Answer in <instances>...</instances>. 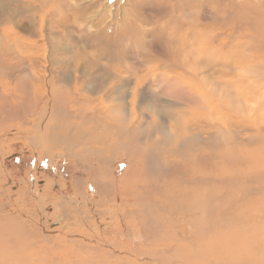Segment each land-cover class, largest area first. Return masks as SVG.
<instances>
[{
    "label": "rangeland",
    "instance_id": "rangeland-1",
    "mask_svg": "<svg viewBox=\"0 0 264 264\" xmlns=\"http://www.w3.org/2000/svg\"><path fill=\"white\" fill-rule=\"evenodd\" d=\"M1 1H3L8 8L12 10L17 9V0ZM49 1L53 3L52 0ZM77 1L78 5L73 6L70 5L68 0L63 1L64 3L62 2L59 6V11H61L67 18L75 15L80 22L83 20L88 24L92 23L94 26L92 25L91 28H88L82 33L77 30L80 26L77 25V27L75 24V27L73 26L72 28L65 30L56 28L52 23L48 24V27L45 26V31L47 35L49 33V37L52 38L55 43V48H52V50L59 47L68 48L70 45L69 53L67 55L60 54V56H58L59 62L63 59L72 63H77L80 60L89 62V64L84 65V69L90 68L91 66H99L101 69H104L105 67L102 68L100 65L110 64L113 69H115L114 72L111 73H115L116 76L125 73L123 76H125L127 82L130 81L129 84L134 85L137 83L136 87H133V91L137 89L135 94L136 99L133 104L129 106V108L134 107L132 110H129L128 114V119L132 123H136L140 116L142 118L144 117L143 123L145 121H150L153 118L160 119V117L164 116L168 110V101L176 103V114L179 115L183 112L182 116L186 118L187 124H195L194 126H197L198 129H201L204 132H214V130L217 129L220 133V138L218 139L219 142L223 141V139H221V130L225 126L233 127L234 125L246 127L251 124V120H253L254 117H261L259 119L264 123V108H259L255 114H249L247 110H244L239 113L230 114V117H228L226 121L223 118L219 119L217 115H221V112L220 114L216 113L219 109H215V111L214 108H212L213 106L208 107L205 105L204 103L206 101L204 102V97H201L203 94L200 92L201 85L208 83L210 86L213 84L216 85L219 90L223 87L225 90L224 93L238 96L242 103L248 100L249 107H252L255 104L254 101L259 99L258 91L264 88V48L260 45L257 46L254 41L250 42L249 40L252 38H264V15H262V13L264 14V7H262V9L261 6H259L261 5L262 0ZM249 6L251 10H249ZM47 9L48 7L46 10ZM260 10H263V12H260ZM222 12L225 14L217 16L218 14H222ZM245 14H247V16ZM224 15H227V17L224 18ZM31 16L34 19L38 18V16H34L33 14H31ZM221 17L223 19H221ZM248 17L249 19H247ZM49 18L50 16L47 17V19ZM29 20L30 18L28 17L20 19V21H23L22 25H26ZM212 20L215 23H213ZM216 24L219 25L216 26ZM223 24L227 25L223 26ZM234 25L238 26V28ZM14 26L7 25L4 27V30L9 32V28L11 27V30L15 29L16 31H19L17 26L16 28ZM30 30L32 31V29ZM30 30L28 31L30 32ZM89 30L92 32L94 30L93 33H95V37L97 36L96 42L90 40L87 42L85 40V36L89 33ZM205 30H207V32ZM257 31L259 33L260 31L262 32L261 34H258ZM20 32L21 34L28 36L27 33ZM205 36L206 38H204ZM36 37H38V34ZM213 42L214 45H212ZM241 45L245 47L241 48ZM210 46H212L213 49ZM207 47L209 48L208 50L206 49ZM178 48H180L181 51L177 52L176 49ZM183 48L185 51H183ZM49 49L50 48L44 50L43 41L38 40L36 46L33 48V52L35 56L39 57L45 51L48 56ZM206 50L212 52L205 53L207 52ZM195 52L198 54H195ZM189 53H192L195 56L192 54L191 56ZM210 53L213 54L210 55ZM214 54H216V56ZM74 55L77 56L75 59ZM188 55L191 56L190 64H187L186 61L183 60L184 62L182 63L186 64L185 67L181 66L183 69L178 67L177 64L180 62V59L182 60L183 56ZM194 57H197V59H194ZM207 57L210 59H207ZM78 58H80V60H78ZM199 63L203 68L200 67ZM191 64L195 67L196 65L198 66L195 68ZM190 67H193L194 69ZM156 68H158L159 73L154 72V69ZM68 69L72 68L69 67ZM186 69L187 71H185ZM196 69H199L201 72ZM168 71H174V73L171 74L175 77H180L179 80L182 81L180 83L181 85H185L183 89L187 92V95L178 94L179 96L177 98L173 95L167 96L163 94L165 97L162 95V93H164L162 78L163 76H167L166 74L164 75V73H168ZM100 72V76H102L101 78L106 76L102 71ZM67 73L68 72H66V74ZM240 73L242 75H240ZM129 75L131 80H129L130 78H127ZM158 76H161V78ZM186 79L188 81H186ZM98 80L100 81V79ZM160 80L161 82H159ZM216 80H218V82ZM9 84L10 85H5V87L8 89L12 88L11 90L14 91L15 86H13V82ZM221 84H223V86ZM58 86H60V83H57L55 88H58ZM119 86H121V81H116L115 89ZM144 86H149V92H145ZM219 90L216 92H219ZM191 92H195V95ZM189 95L196 96V102L191 103L190 106L181 105L183 100L188 103V100L184 98ZM144 96L146 99H144ZM217 97L219 96L214 94L210 104H217ZM106 102L108 101L104 97L103 104ZM99 103V100L94 101V104ZM151 103L154 105H151ZM134 110L136 113L133 112ZM251 111H253V108ZM260 113L263 115L260 116ZM3 116H8L9 118L16 117L13 111L4 113L0 111V121ZM31 117L35 116L31 115ZM28 134L30 135L32 133L29 128L26 125L21 124L19 120L14 121L9 119L6 122H0V232H2V236L0 234V264H122L120 259H123L129 264H162L157 256L151 257V255L148 256L147 254H141V251L144 250L145 252L146 248L152 249L162 243L163 239H157L158 237L156 236L155 239H149L152 240L149 242V246L145 244L147 238L158 229L155 230L150 221H143L142 224V222H137V219H132L129 214V208H126V211L124 209L117 212L118 214L116 213L115 215L114 212H111L114 209L112 208V204L110 205L106 202L108 197L100 195L98 192L99 190L92 184H89V180H92L95 177L92 170L95 163L92 162L93 158L91 156H85L82 159L76 156L71 159L67 158L64 151L61 152L58 149H50L48 150V153H46L41 146L36 147L32 144V141L30 140L33 134L30 136ZM120 152L121 149L116 152L118 153L117 155H114V166L117 175L122 174V171L127 167L128 161L131 160L128 157L126 158V156L123 157ZM189 155L195 156L194 151L190 152ZM204 155L206 154L204 153ZM204 155L202 154L198 157L195 156V161L192 165H194V168H196L198 172H206L204 174L213 176L214 172L209 169V163L203 160L205 157ZM123 158L126 159L124 160ZM242 159L233 158L228 161L238 162ZM171 161L176 165L178 163V161ZM171 161L166 162L168 165L172 164V166L175 167ZM148 165H151L153 169L157 168V165H155L154 162L152 163L150 161ZM181 171L182 169L178 167L177 171L173 169V172L168 171V173L172 174L173 177L176 172L179 173ZM156 172L154 171V173H152L151 171H148L147 173L148 176L152 178L157 177L160 173H158V171ZM237 178L243 179L242 176H238ZM238 179L234 184L236 186H233V188L228 191L214 187L213 189H209L210 192L208 194L204 195L200 193L203 195L200 197L198 196L200 204L204 201L205 203H212L213 211L209 210L210 207L206 206L205 208V204H202L204 206H195L193 209L195 217L191 221L187 220L186 211L183 212L182 208L177 205L162 206L161 201L163 200L161 199L160 206L163 207L162 209L164 211H158L157 209L149 212L147 209L148 207L146 208L144 204L140 205V207L146 208V215L148 217L155 215V217L158 218L157 224L161 221V214L166 215L174 213V216L178 217L176 222L168 225L167 231H169L170 235L175 236L174 239H179L178 242H181L182 247L186 246V249L191 248L192 251L196 249L197 253H194L196 257H190L188 255V257L183 259V263L176 258V264H241V261L245 260V256H250L253 252V247L247 245L245 241L252 238V236H250L252 230L249 228L252 221L249 220V216H252L255 211L253 209L250 211H241V209L232 208L230 213L229 209L225 210L222 206V203L227 199H229V201H234L235 198L241 194L242 182ZM79 182H83V185L84 182H86V189L85 187L74 188V184ZM149 189L150 188H147L144 192H140L143 193V199L148 195L146 201L152 197V194L147 192ZM206 190L207 189H205V191ZM219 190L221 193H219ZM195 191L197 193L199 192V189H195ZM193 193L194 191L191 192V194ZM61 201L67 203L64 205L65 207L67 206V209L70 210V207L74 208V210H70V213L72 214L66 215L61 211V206L58 207V204ZM155 202L159 203L158 200ZM73 204L77 206V208ZM182 206L187 210L186 201ZM149 207L152 208L151 206ZM34 208L36 210H34ZM136 208L139 209V207ZM115 210L117 209H114V211ZM113 217L117 219L116 222H113ZM208 217L210 218L208 219ZM79 219L82 220L78 221ZM14 220H17L18 222L17 239L11 236L12 232V235L16 233L14 228L11 226L9 228L6 227ZM43 222H48L47 226ZM125 224L128 228L124 227ZM19 226L24 228L21 229ZM44 227H47L48 229H45ZM25 229L28 232H34L36 237L33 236L28 238L26 235L22 236L19 231ZM201 230L203 234L207 232V235H205L204 238L199 240L197 238H192V235L194 234L200 235ZM37 236L39 237V240ZM18 239H22L23 242ZM25 239L27 244L25 243ZM203 239H205L204 242L202 241ZM18 241H21V244ZM53 245H58V249H54ZM206 246H208L209 252L202 249ZM34 249L35 251H33ZM38 250L40 252H38ZM181 251L180 248L176 251V255ZM25 252H27L25 254L26 256H24ZM165 252L167 253V251ZM45 254L46 256L44 257ZM202 254L206 257V261H204L205 259H202ZM47 255L50 256L47 257ZM37 256L39 257L38 260ZM40 257L42 259H40ZM164 262L165 264H171L166 260H164ZM250 263L264 264L258 263L257 259H254V261H251Z\"/></svg>",
    "mask_w": 264,
    "mask_h": 264
},
{
    "label": "bare ground",
    "instance_id": "bare-ground-1",
    "mask_svg": "<svg viewBox=\"0 0 264 264\" xmlns=\"http://www.w3.org/2000/svg\"><path fill=\"white\" fill-rule=\"evenodd\" d=\"M52 1L53 3L50 2L49 0H17V9L12 10L8 8L6 4L3 3V1L0 0V111L3 113L13 111V113L16 115V117H11V118H9L8 116H3L0 122H6L9 119H12L14 121L19 120L20 123L26 125L29 128L30 132L33 134L30 140L32 141V144L36 147L41 146V148H44V151L46 153H48V150L50 149H58L61 152L64 151L65 155H67V158H71V159L76 156L80 159L84 158L85 156H91L93 158L92 162L95 163L92 167L95 177L94 179L89 180V184L95 186V188L99 190L98 192L100 193V195H102L103 197L106 196L108 197L106 199L107 200L106 202H108L110 205L112 204V208L117 209L115 211L114 209L111 211L114 212L115 215L117 212H120L124 209L126 211V208H129V214L131 215L132 219H137V222H142V224L143 221L145 222L150 221L151 224H153L154 226L153 228L155 230L158 229L149 238H147L145 244L149 246L150 245L149 242L152 241L149 239H155L156 236L158 237L157 239H163L162 243L158 244L155 248L152 249L146 248L145 252L144 250L141 251V254H147L148 256L151 255V257L157 256L162 262V264H165L164 260L170 262L171 264H176L177 263L176 258H178L183 263V259L188 257V255L190 257L192 256L196 257L194 253H197V250L194 249L192 251L191 248L186 249V246L182 247L181 242H178L179 239L178 238L174 239L175 236L170 235L169 231H167L168 225L176 222L178 219V217L174 216V213H170L166 215L161 214V221H159V224H157L158 218L155 217V215H151L148 217L146 215V208L148 207L147 209L149 212L157 209L158 211L159 210L164 211L162 209L163 207L160 206V201L163 200L161 201L162 206L164 205L179 206L180 208H182L183 212L186 211L187 220L191 221L195 217L193 211L195 206L205 204V208L206 206L210 207V209L209 208L208 209L210 211H213L212 203L209 202L205 203L204 201L203 203L201 202L200 204V202L198 201V196L199 197L203 196L200 193L204 195L208 194L210 192L209 189H213L214 187L228 191L229 189L233 188V186H236L234 184L238 179L237 177L242 176L243 179L242 178L238 179L242 182L241 194H239V196L237 197L235 196L236 198L234 201H229V199H227L224 203H222V206L225 210L229 209L230 213L232 211V208L241 209V211L244 210L250 211L252 209L255 211V213H253L252 216H249V220L252 221L251 224L249 225V228H251L252 230V231L250 230L251 231L250 236H252V238H249L248 240L245 241L247 245H251L253 247V252L250 254V256L246 255L245 260L241 261L242 262L241 264H251L250 262L254 261V259H257L258 263H264V254H263L264 251V123L260 121L259 118L261 117H254L253 120H251L252 121L251 124L246 127L234 126L233 124H232L233 127L225 126L227 128L224 127L221 130V139H223V141L221 142L218 141V139L220 138V133L217 129L214 130V132H210V131L204 132L203 130L198 129L197 126H194L195 124L194 125L187 124L186 118L182 116L183 112H181V114L179 115L176 114L175 112L176 103H174L173 101H168L167 103L168 110L164 116L160 117V119L153 118L150 121L147 122L145 121L143 123L144 117L142 118L140 116L136 123H132L128 119V114H129V110H132L134 108L133 106H132L133 108L131 107L129 108V106H131V104H133L134 100L136 99L135 94L137 89L133 91V87L134 86L136 87L137 83H135L134 85L129 84L130 81L127 82L125 76H123L125 75V73H121L120 75L116 73L118 76H116L115 73H111L114 72L115 69H113V67L110 64L100 65L102 68L105 67L104 69H101L99 66H91L90 68L84 69V65L89 64V62H84L80 60V58H78V60L80 61H78L77 63L68 62L65 59L59 62L58 56H60V54L67 55L69 53L70 45L68 48L59 47L52 50V48H55V43L53 42V39L49 37V33L48 35L46 34L45 26L48 27V24L52 23L54 24V26H56V28L65 30L72 28L75 24L76 26L77 25L80 26V28L77 26L78 32L83 33V31L85 32L88 28H91L93 24L92 23L88 24L83 20L80 22V20L77 19L75 15L70 18H67L61 11H59V6L65 0H52ZM68 2L70 3L71 6L78 5L77 0H68ZM259 6H261V8L264 7V0H262L261 5ZM47 7L48 9L46 10ZM249 10H251V8ZM260 12H263V10H260ZM31 14H33L34 16H38V18L34 19L31 16ZM223 14L225 13L222 12V14H218L217 16L219 15L222 16ZM245 15L247 16V14ZM262 15L264 14L262 13ZM48 16H50L49 19H47ZM25 17L30 18V20L27 21L26 25L25 24L22 25L23 21H20V19H23ZM225 17H227V15L226 16L224 15V18ZM221 19L223 18L221 17ZM247 19H249V17ZM212 22L215 23L213 20ZM7 25H13V26L15 25L14 26L15 28L17 26V29L19 31H16L15 29L11 30L10 27L9 28L10 31L6 32V30H4V27H6ZM218 25L216 24V26ZM224 25L226 26L227 24H223V26ZM234 26L238 28V26L236 25ZM30 29H32V31ZM28 30H30V32ZM20 31L27 33L28 36L25 34H21ZM205 31L207 32V30ZM93 32L89 30V33L85 36V40L87 42H89V40L93 42L97 41L96 38L97 36L95 37V33ZM261 32L262 31H260V33L258 32V34H261ZM37 34L38 37H36ZM209 37H213V36H209ZM204 38H206V36ZM38 40L43 41L44 50L50 48L48 51L49 53L48 56H47V52L45 51L42 53V55L39 54L41 55L39 57L34 55L33 48L36 46V42ZM249 41L250 42L254 41L257 46L260 45L263 46L264 48L263 37L257 39L252 38ZM212 45H214V42L212 43ZM210 47L213 49L212 46ZM242 47L243 46L241 45V48ZM184 48L183 51H185ZM178 49H176L177 52L181 51L180 48ZM206 49L208 50L209 48L207 47ZM196 52L195 54H198ZM209 52L207 51L205 53H209ZM192 53L189 54L191 55ZM213 53H210V55ZM190 55L183 56V59L182 60L180 59L181 63L178 62L177 66L185 67L186 64H183L182 62H184L183 60H185L186 63L188 64L193 54L191 56ZM214 55L216 56V54ZM76 57L77 56L74 55V59ZM197 57L196 58L194 57V59H197ZM207 59L210 58L207 57ZM197 66L198 65H196V67ZM69 67L72 69H68ZM158 68L154 69L155 70L154 72L159 73ZM99 70L102 71L103 74L106 76L101 78L102 76H100L101 72ZM107 70L109 71V73ZM196 70L199 71V69ZM185 71H187V69ZM66 72L68 73L66 74ZM171 73H174V71L173 72L168 71V73H164V75L166 74L169 77L167 76L164 77L162 75L163 76L162 85L164 91L162 95L163 94L167 96L173 95L176 98L179 96L178 94L187 95V92H185V90L183 89L185 85H181L180 83L182 82L179 80L180 77L179 78L175 77ZM240 75L242 74L240 73ZM127 78L129 79L130 75ZM159 78H161V76ZM98 79H100V81ZM129 80H131V78ZM218 80L216 81L218 82ZM116 81H121V86H119L117 89H115ZM186 81L188 80L186 79ZM11 82H13L14 84L13 86H15L14 91L11 90L12 88L8 89L5 87V85L7 84L10 85L9 83ZM159 82H161V80ZM57 83H60V86H58V88H55ZM221 85L223 86V84ZM144 87H145V92L146 93L149 92V86H144ZM217 90H219V88L216 85L213 84L212 86H210L208 83H204L201 85L200 92L203 94V95L201 94L202 95L201 97L202 98L204 97L203 98L204 102L206 101L204 103L205 105H207L208 107L213 106L212 108H214V110L219 109L218 112L215 110L216 113L220 114L221 112V115H217L219 119L223 118L226 121L228 117H230L229 116L230 114L239 113L244 110H247L249 114H253V113L255 114L259 110V108H264V88L258 91L259 99L254 101L255 104L252 107H249L248 100L242 103L239 100L238 96L236 95L232 96L231 94L224 93L225 90L223 87L222 89L220 88L221 91L219 90V92H216ZM191 93L195 95L194 94L195 92L194 93L191 92ZM213 93L219 96L217 97L218 99L217 104H210L211 99L214 96ZM104 97L108 101L105 104H103ZM144 99H146L145 96ZM184 99L188 100V103L184 102L183 100L181 105L184 106H190L191 103L196 102V96L189 95ZM96 100H99L100 103L94 104V101ZM151 105L154 104L151 103ZM252 108L253 111H251ZM133 112L136 113L135 110ZM31 115L35 117H31ZM262 115L263 114L260 113V116ZM119 149H121L120 154H122L123 157L126 156V158L128 157L129 159H131L128 161L127 167L122 171L121 175L116 174V168L114 166L115 163L114 155L118 154L116 152ZM193 151L196 157L202 154L204 155V153L206 154L204 155L205 157L203 158V160L209 163V169L214 172V173L212 172L214 177L209 174H204L206 172L200 173L197 171L196 168H194V165H192V163H194L195 161L194 160L195 156L189 155V153ZM233 158H239V159L243 158V159L238 162L228 161ZM171 160L178 161L177 165L173 163ZM150 161L152 163L154 162L155 165H157L156 169H153L151 165H148ZM166 161H171L175 165V167H173L172 164L168 165ZM178 167H180L182 171L179 173L176 172L172 177V174H169L168 171L173 172V169L177 171ZM153 170L155 172L158 171V173L160 172L162 175L159 173L158 174L159 176L157 175V177H152V178L149 177L147 172L151 171L152 173H154ZM82 183L83 182L75 183L74 188L85 187L86 189L87 183L84 182V185ZM147 188H150L149 191L147 192L151 193L152 197L151 199L149 198L146 201L148 195L145 196V198L143 199V193L140 192H144ZM195 189H199V192L196 193ZM205 189L207 190L205 191ZM193 191L194 193L191 194V192ZM219 193H221L220 190ZM156 200H158L159 203L155 202ZM185 201L187 205V210H185L184 207L182 206V204H184ZM66 204L67 203H65L64 201H61L58 204V207L61 206L60 207L61 211H63V213H65L66 215L72 214L70 213V210H74V208L70 207L69 210L67 209V206L66 207L64 206ZM141 204H144L146 208L140 207ZM149 206H151L152 208H150ZM75 207L77 208V206ZM136 207H139V209H137ZM34 210L36 209L34 208ZM114 218L115 217L112 218L113 222H116L117 219ZM209 218L210 217H208V219ZM80 220L82 219H79L78 221ZM14 221H12L11 224H8L6 227L9 228L11 226L14 228V231L16 233L12 235L13 233L12 232L11 236L17 239L18 222L17 220ZM47 223L44 224H46L47 226ZM19 227L23 229L25 226L24 227L19 226ZM124 227L128 228L126 224L124 225ZM19 232L21 233L22 236L26 235L28 238H31L33 236L36 237L34 232L31 231L28 232L26 231V229L23 231L20 230ZM1 233L2 232H0V234ZM9 233H10V229H9ZM205 235H207V232L203 234L201 230L200 235L194 234L192 235V238L194 239L197 238L199 240L201 238H204ZM18 240L22 241V239H18ZM21 241L18 242L21 244ZM202 241L204 242L205 239H203ZM25 243L27 244V241ZM58 245L56 246L53 245L54 249L56 248L58 249L59 247ZM180 248L182 251L178 255H176V251H178ZM202 249L208 251V246ZM33 251H35V249ZM165 251H167L168 254ZM38 252L40 251L38 250ZM26 253L27 252L24 253V256H26L25 255ZM45 256L46 254L44 255V257ZM49 256L47 255V257ZM201 256L202 259H205L204 261H206V257L203 256V254ZM38 258L39 257L37 256V260ZM40 259L42 258L40 257ZM120 261H122V264H129L125 262L123 259H120Z\"/></svg>",
    "mask_w": 264,
    "mask_h": 264
}]
</instances>
